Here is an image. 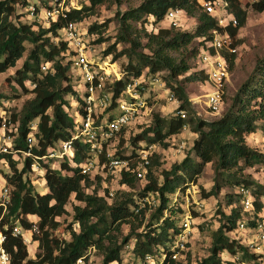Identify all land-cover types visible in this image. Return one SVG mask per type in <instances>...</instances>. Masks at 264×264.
<instances>
[{"label": "trees", "instance_id": "16d2710c", "mask_svg": "<svg viewBox=\"0 0 264 264\" xmlns=\"http://www.w3.org/2000/svg\"><path fill=\"white\" fill-rule=\"evenodd\" d=\"M57 1L46 0L44 5L35 6L29 5V0H0V73L14 67L22 58L26 50L25 42L32 45L21 68L15 72L16 83L21 88L26 90V82L33 84V97L25 100L19 111L11 113L12 121L17 123V149H27L26 136L32 121H36L35 136L38 141L32 152L39 156L45 154L54 143L67 140L78 125L77 119L83 111L79 108L71 113L72 106L65 98L67 95H76L70 75L74 68L71 59L73 50L67 42L59 39V29L67 21L81 22L97 14L103 5L126 4L125 11L118 13L120 32L115 36V41L103 50L104 56H112V62L121 57L127 58L121 78L107 85L108 89H112L113 102L120 98L131 79L147 70L150 76L158 75L169 92L173 93L178 105L170 117L163 118L155 113L151 124L131 139L130 153L115 151L116 156L128 160V166L118 172V185L124 189H115L113 198L108 196L107 188L100 186L102 177L95 174L92 178L80 172L88 150L83 142L75 141V153L71 161L65 159L61 161L59 169L46 170V191L41 194L35 192L31 183L22 178L32 159L27 157L19 172L17 161L6 155L13 170L8 180L14 190L9 212L2 223L18 218L28 230L32 222L37 221L40 231L39 235H33V239L38 240L35 258H29L22 237L11 235L12 224L8 230H4V246L11 256V264H74L79 257L87 256L91 248L102 252V264H120L121 250L131 240L132 254L143 264H147L145 259L148 255L152 257L153 264H189L188 251L184 261L170 257L171 247L182 232L181 223L175 220L180 209L172 208L170 201L174 194H178L189 183H195L208 163L216 176L212 188L208 192L202 191L204 198L217 196L221 188L235 189L227 195L229 212L216 211L219 224L211 233L208 256L195 264H259L255 261L257 255L248 250L242 239L235 238L233 232L243 219H247L250 226L257 221L264 222V204L259 200L254 201L255 213L250 220L241 205L239 191L240 188H246L255 195L264 194V185L250 173L244 174L247 168H264V153L246 143V137L257 129V124H260L259 130L264 135V56L256 61L251 75L239 86L225 111L217 118L204 119L196 113L183 85L206 80L204 70L192 68L197 66L200 48L204 40L210 38V30L220 27L213 16L199 8L197 0H88L87 4H81L77 9L67 10L66 17L50 21L46 28L38 26L35 29L36 23L12 20L16 6L28 9L34 6V14L40 15ZM251 6L256 12H264V0H257ZM169 9H182L187 16L196 20L195 27L192 30L170 27L161 28L157 33L149 31L147 27L162 21ZM229 12L237 20V25H227L225 28L235 38L238 29L246 23L247 12L240 0H229ZM107 22L93 23L87 30L89 33H98L97 43L105 41L103 34L107 30ZM199 38L205 39L197 41ZM118 43L126 45L118 50ZM226 58L231 71L235 55L227 54ZM42 65L47 66L45 71ZM160 73L163 74L160 76ZM179 111H185L186 118H181ZM130 126L122 129L118 136L122 137ZM183 126H189L196 135L191 150L197 157L186 154L169 169H162V182H159L154 174V169L159 165V156L153 152L146 183L141 190H137L140 186L135 175L138 151H135L134 146L145 143V146L158 144L167 148V139L177 135ZM220 176L222 180L219 182ZM70 197L75 200L68 230L70 239H58L52 236L50 230L56 229L59 226L58 219L67 214L66 204ZM147 197L157 200L158 206L144 224L143 200ZM133 217L139 218L137 228L132 226ZM123 223L129 225V232L117 243L111 230L119 229ZM141 226L143 229L138 231ZM224 253L229 254L230 258L222 259ZM236 255L239 260H232Z\"/></svg>", "mask_w": 264, "mask_h": 264}, {"label": "built area", "instance_id": "2783aa9c", "mask_svg": "<svg viewBox=\"0 0 264 264\" xmlns=\"http://www.w3.org/2000/svg\"><path fill=\"white\" fill-rule=\"evenodd\" d=\"M72 1L70 0L69 5H65V0H59L53 4L52 8L43 11L40 16L47 20V23L55 21L59 17L64 18L67 10L79 8ZM255 1L257 0H251L252 3ZM197 3L203 12L217 20V25L220 27L210 30L209 39L202 38L205 39V42L201 46L197 57V61L203 66L199 70H204L206 73V80L210 88L205 94L204 101L207 113L217 114L223 106L224 85L230 75L226 55H236L238 49L234 37L225 27L227 25L235 27L237 20L229 12V0H197ZM29 11L33 15L34 6H29ZM183 15L187 14L182 9H169L162 21L156 25L148 26L147 29L157 33L161 28H165L164 24H167L168 28H183L187 19ZM85 37L86 35L79 28L78 23L74 21H67L59 29V39L67 42L70 49L73 50L72 65L79 72L80 83L86 88L81 101L83 112L79 117L80 120H77L78 125L75 126L73 133L67 140L54 143L53 147L43 155H34L32 148L38 145V141L35 136L36 121H32L29 124V134L26 136L27 149H17L15 147V139L18 136L17 123L12 121L11 114L0 108V264H11V256L4 246L6 241L4 230H8L10 224H12L11 235L21 236L25 245L28 244L33 235L40 233L37 221H33L32 227L28 230L20 224L18 218L14 221L9 220L2 223L9 212L12 191L14 190V186L8 180L13 175V170L8 159L5 158L6 155L17 161L16 168L19 172L24 167L27 157L31 158L32 161L25 173L36 171L39 167L46 172L48 168L59 169V163L65 159L71 161L75 153V141L83 142L88 146V150L80 172L90 175L92 178L95 174L102 177L101 187L108 189L110 198L114 196V188L104 184L106 176H114L116 170L120 171L121 168H127L128 166V160L115 155V142L120 131L132 125L140 117L141 108L145 107V97H143V92H138L137 87L141 86L140 84L143 82L146 83L144 79L146 77L145 74H142L131 79L125 85L120 98L115 99L116 112L111 113L107 109L114 101L113 92L105 90V87L108 89L107 85L120 79L122 72L119 70L117 77L114 79V73L111 70L105 69L102 65L90 59L87 55L88 41ZM202 39L199 38L197 41ZM41 68L45 71L47 66L42 65ZM152 81H156V79L152 78ZM167 98L169 101L178 103L172 92H167ZM191 100L192 102H198L193 101L194 99ZM179 115L181 118H186L185 111H179ZM186 128L187 126H183L182 129L185 130ZM110 146L112 147L111 151L109 150ZM153 147L154 145H148L138 151L135 175L139 181L146 178ZM40 161L43 162L42 166L39 164ZM25 173L22 176L24 181L27 180L24 176ZM239 191L243 210L248 213V218L252 220L255 213L254 201L259 200L264 204V194L255 195L250 189L246 188H240ZM188 219H183L181 223L182 232L171 247L170 257L174 260L183 252L185 234L189 229ZM247 223V219L241 220L233 232V236L242 239L241 241L247 245L248 250L257 255L255 260L257 263L264 264V222L257 221L253 226ZM232 260H239V256H234ZM145 262L153 264L152 257L150 255L146 256ZM74 264H93V262L87 255L79 257ZM238 264L249 263L239 262Z\"/></svg>", "mask_w": 264, "mask_h": 264}, {"label": "rangeland", "instance_id": "374dc122", "mask_svg": "<svg viewBox=\"0 0 264 264\" xmlns=\"http://www.w3.org/2000/svg\"><path fill=\"white\" fill-rule=\"evenodd\" d=\"M46 0H29V5L40 6L44 5ZM70 0H65L64 4L69 5ZM75 6H80L81 4H87L88 0H73ZM241 6L246 10L247 17L245 25L238 29L236 36L234 38L235 44L237 45V53L235 55V61L233 67L230 71L229 79L224 85L223 98L224 104L220 108L217 114L207 113L205 106V94L210 90L209 83L207 80H199L193 82L184 83L183 87L186 91L191 103L194 105L196 113L199 114V117L204 119H214L221 115L223 111L231 104V100L239 86L248 79L251 75L256 61L264 56V12H256L252 9L251 0H240ZM126 9V4L117 6L113 5H103L100 7L99 12L93 16L86 17L81 22H77L79 28L86 35L85 39L88 41V50L87 55L90 59L94 60L96 63L102 65L105 69L108 68L113 74L115 79L118 75L119 70H123L124 65L127 63L126 57H121L115 62H112V56H104L103 50L113 43L115 36L120 32V24L118 22V13L124 12ZM29 9L25 6H16L15 13L13 14L14 21L18 22V19L22 23H36L34 26L35 29L38 26L46 28L48 21L42 18L40 15L33 14L31 15L28 11ZM185 20L186 25L180 30H192L196 25V20L187 15ZM107 23V30H105L103 36L105 41L103 43H97L96 39L98 38V33H89L87 32L88 28L93 23ZM164 24L165 28H168ZM126 44L118 43L117 49H121ZM25 52L20 58L14 67L9 68L3 73H0V108L6 110L8 114H11L13 111H19L23 102L27 99L33 97L31 89L33 84L26 82L25 89L21 88L15 80V72L17 69L21 68L23 61L25 60L28 52L32 49V45L28 42H25ZM193 67L192 70L201 69L203 66L199 64ZM142 74H145V77L148 76L149 80L152 78L148 75L147 70H144ZM163 73H160V76ZM72 79L73 87L76 91V95H67L65 98L72 106L70 112L73 113L75 109H82V103L77 100L82 98L85 95L86 88L80 83L79 72L77 69H71L70 73ZM79 77V80H76ZM182 78V77H180ZM147 81V78H144ZM142 80V79H141ZM155 82V81H152ZM164 84V83H163ZM158 84L153 88L148 89L149 85L147 83L140 84L141 86L137 87L138 92L145 93V107L141 108L140 117L127 129V131L122 135V137H117L115 142L114 149L118 150L120 154L130 153V146L132 145L131 139L135 137L143 128H146L152 122V117L155 113H158L161 117H170L175 113V109L178 104L172 103L167 98V90L165 84ZM112 92V89H106ZM193 101L198 102H192ZM71 109V107L69 108ZM111 113L116 112V103L112 102L111 106L107 109ZM197 114V115H198ZM73 116V115H72ZM78 121L80 118L77 119ZM259 125L257 124V129L250 133L246 137V143L259 151L264 153V135L263 132L259 130ZM194 134L190 130L189 126L185 130H181L177 135L171 136L167 139L168 147L163 148L160 145L156 144L153 147V152L159 156L158 163L159 165L154 169V174L158 178L159 182H162V177L160 176L162 169H169L173 163L180 162L186 154L191 155L193 158L197 156L191 150L193 143ZM140 146H134L135 151L143 149L145 143L139 144ZM109 150H112V147H109ZM22 158V156H21ZM52 162V160H50ZM61 163V162H60ZM59 163V165H60ZM42 166L43 162H39ZM58 165V166H59ZM257 167V166H256ZM118 170L114 172V176L108 175L105 178V183L107 186L115 189L123 190V186L118 185L119 175ZM45 171L40 169L36 171H31L30 173H25V178L33 186V190L37 193H45L46 184L43 181ZM245 173H250L259 183L264 185V168L262 170L259 168H247L244 171ZM215 173L210 163H208L202 173L198 176L195 183H189L185 188L180 191L178 194H174L170 201V206L178 207L180 210L178 215L175 216V220L178 224L182 223L183 219L189 218V229L185 234L184 248L183 252L177 256L178 260L184 261L186 252L188 251L189 264H195L199 259H203L209 254V247L211 244V233L218 227L219 214L216 211L229 212L230 208L227 206V195L233 192L234 187L221 188L217 196H211L209 198H204L202 191L208 192L213 184L215 179ZM113 177V180L111 181ZM222 180V177H219V182ZM33 181V182H32ZM34 183V184H33ZM146 183V179L139 181V187L137 190H141L142 185ZM101 186V185H100ZM122 192V191H120ZM118 195V194H117ZM143 210L145 211V222L147 223L151 217L153 211L158 206V201L154 200L152 197H147L143 200ZM75 204L73 197H70L68 203L66 204L67 214L60 217L59 226L56 229L50 230L53 237L58 239H70L69 233V224L72 220V205ZM132 226H136L139 223V218H132ZM143 227L138 228V231H141ZM129 232V225L123 223L120 225L119 229L113 228L111 234L116 238L117 243H120L123 236L127 235ZM39 235V234H37ZM35 235V236H37ZM28 238V237H26ZM38 240H34L33 236L26 245L28 250V257L35 258V253L37 249ZM133 240L129 241L121 250V262L120 264H143V261L137 259L132 254ZM88 258H90L93 264H102V252L97 248H91L88 251ZM230 256L227 253L222 255V259H229ZM176 259V260H177ZM156 261V260H155ZM157 263V261H156ZM116 264V263H114Z\"/></svg>", "mask_w": 264, "mask_h": 264}, {"label": "crops", "instance_id": "0c3cea01", "mask_svg": "<svg viewBox=\"0 0 264 264\" xmlns=\"http://www.w3.org/2000/svg\"><path fill=\"white\" fill-rule=\"evenodd\" d=\"M150 76V75H149ZM151 78H155L156 79V81L155 82H152V80H149L148 79V76L146 77L147 78V81H146V83L149 85V87H148V89H150V88H153V87H155V86H158V84H163V81L158 77V75H155V76H150ZM164 85V84H163ZM167 92H168V90H167ZM143 97H145V93H143ZM170 102H172V103H176L175 101H170ZM176 104H178V103H176ZM193 133V132H192ZM194 134V137H193V139L195 138V133H193Z\"/></svg>", "mask_w": 264, "mask_h": 264}]
</instances>
